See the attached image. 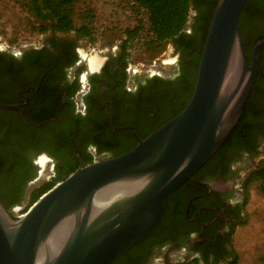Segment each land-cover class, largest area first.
Returning a JSON list of instances; mask_svg holds the SVG:
<instances>
[{
    "label": "flooded vegetation",
    "instance_id": "flooded-vegetation-1",
    "mask_svg": "<svg viewBox=\"0 0 264 264\" xmlns=\"http://www.w3.org/2000/svg\"><path fill=\"white\" fill-rule=\"evenodd\" d=\"M198 14L191 12L187 36L168 42L173 60L155 57L152 68L134 59L126 34L99 44L93 68L87 52L95 41L75 30L48 28L38 41L0 43V104L14 106L0 107V147L18 152L28 170L14 186L0 179V200L13 216L45 184H38L45 166L47 181L58 182L80 166L129 151L187 105L203 50ZM258 27L262 39L264 17ZM247 30L255 39L257 27L248 23ZM262 122L250 147L236 141L216 151L178 188L157 235L134 246L121 264H165L171 253L202 264L232 257L244 215L240 180L264 156Z\"/></svg>",
    "mask_w": 264,
    "mask_h": 264
},
{
    "label": "water",
    "instance_id": "water-1",
    "mask_svg": "<svg viewBox=\"0 0 264 264\" xmlns=\"http://www.w3.org/2000/svg\"><path fill=\"white\" fill-rule=\"evenodd\" d=\"M248 1H218L180 112L129 151L78 167L17 217L0 200V264H113L157 230L178 188L229 137L255 87L264 38L249 61L240 27ZM163 60H173L171 48ZM97 62L90 58L92 68Z\"/></svg>",
    "mask_w": 264,
    "mask_h": 264
},
{
    "label": "trees",
    "instance_id": "trees-1",
    "mask_svg": "<svg viewBox=\"0 0 264 264\" xmlns=\"http://www.w3.org/2000/svg\"><path fill=\"white\" fill-rule=\"evenodd\" d=\"M77 0H25V4L29 11L32 12L37 19V29L40 33L45 32L48 28H53L60 32H70L72 30L78 31L85 36H91L90 28L82 24L77 26L73 18V4ZM139 9H143L147 15L146 27L139 21L137 25L132 28H126L125 34L128 36L126 45L131 46V42L135 40L139 34L146 32L148 40L146 41L147 50H159L168 42H179L188 34L185 31L187 22L191 12L196 9L199 12L196 17L201 24L203 34V46L207 38L214 9L219 0H133ZM264 17V0H249L243 10L240 18V27L248 54L249 61L251 60V49L254 47L256 41L260 39V32L263 28H259L258 24L262 22ZM257 27L255 39L252 40L248 34L247 24ZM144 30V31H143ZM202 55V53H201ZM199 60L195 63V78L189 87L191 95L196 81ZM79 88L76 85L74 92ZM180 112V111H179ZM178 113V112H177ZM176 113V114H177ZM174 114V115H176ZM264 120V49L261 51L259 74L254 89L244 107V111L240 117L239 122L234 127L229 137L218 149L232 145L236 141L243 146H251V140L259 129L263 126ZM5 154V158L2 157ZM19 153L14 149H2L0 147V179L4 180L5 186H14L20 182L25 174L28 172L17 157ZM259 181V187L264 193V158L251 170L243 180V186L248 190L249 185ZM57 182H47L36 191L37 193L31 198L29 206L26 210L47 190L52 188ZM1 195V194H0ZM245 204V201H244ZM243 204V208H244ZM25 210V211H26ZM16 217V216H14ZM244 223L243 216L240 218L238 224ZM162 225V222L160 226ZM149 236L147 239L155 237L160 229ZM143 242V241H142ZM137 243L134 246H139ZM131 250V249H130ZM127 251L119 256L113 264H121L122 261L130 254ZM234 251V250H233ZM227 258H223L226 260ZM230 259V258H228ZM196 264L197 261L194 260ZM233 264V262H230ZM217 264V263H216Z\"/></svg>",
    "mask_w": 264,
    "mask_h": 264
},
{
    "label": "rangeland",
    "instance_id": "rangeland-1",
    "mask_svg": "<svg viewBox=\"0 0 264 264\" xmlns=\"http://www.w3.org/2000/svg\"><path fill=\"white\" fill-rule=\"evenodd\" d=\"M73 18L77 26L87 25L92 31L95 43L89 51H99L100 43L108 39H119L124 36L126 28H132L142 21L147 22V15L139 9L133 0H77L73 4ZM36 16L29 11L25 0H0V38L4 44H12L18 37L38 41L40 32L37 29ZM144 31V30H143ZM146 32H142L131 42L133 57L139 62L153 67L155 57L163 58L167 55L170 45L166 43L161 49L148 51ZM137 65V63H136ZM166 70L171 64H158ZM263 156V155H262ZM259 157V163L264 156ZM256 163L249 167L240 180L241 191L239 198L245 201L243 208L244 223L238 224L233 237V255L230 259L221 260L217 264H264V193L259 187V181L252 182L246 192L243 186L245 176L255 168ZM51 174L50 166L42 170L38 184L47 183ZM156 264H159L157 261ZM165 264H195L193 259L171 253L169 263ZM202 264V263H196Z\"/></svg>",
    "mask_w": 264,
    "mask_h": 264
}]
</instances>
